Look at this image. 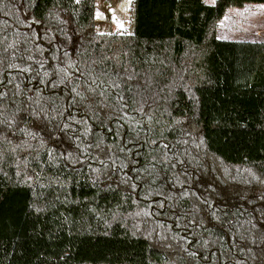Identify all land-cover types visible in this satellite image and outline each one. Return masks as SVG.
I'll return each mask as SVG.
<instances>
[{"label": "trees", "instance_id": "trees-1", "mask_svg": "<svg viewBox=\"0 0 264 264\" xmlns=\"http://www.w3.org/2000/svg\"><path fill=\"white\" fill-rule=\"evenodd\" d=\"M248 3L0 0V264H264V40L216 36Z\"/></svg>", "mask_w": 264, "mask_h": 264}, {"label": "rangeland", "instance_id": "rangeland-1", "mask_svg": "<svg viewBox=\"0 0 264 264\" xmlns=\"http://www.w3.org/2000/svg\"><path fill=\"white\" fill-rule=\"evenodd\" d=\"M132 1L94 0L95 32L133 31ZM217 30L220 39L264 40V5L228 9L219 21ZM253 30L257 37L252 35Z\"/></svg>", "mask_w": 264, "mask_h": 264}, {"label": "crops", "instance_id": "crops-1", "mask_svg": "<svg viewBox=\"0 0 264 264\" xmlns=\"http://www.w3.org/2000/svg\"><path fill=\"white\" fill-rule=\"evenodd\" d=\"M203 1H204L206 4H213L215 0H203ZM254 5L260 6V5H258V4H252V3H251V4H245L244 7H245V6H254ZM261 6H263V5H261ZM226 12H227V11H226ZM225 14H226V13H225ZM217 31H218V30H217ZM217 31H216V36L218 37V34H217L218 32H217ZM252 35H254V36H256V37L258 36V35L256 34V32H255V34H254V30L252 31ZM218 38H219V37H218ZM219 39H220V38H219ZM252 41H254V40H252Z\"/></svg>", "mask_w": 264, "mask_h": 264}, {"label": "water", "instance_id": "water-1", "mask_svg": "<svg viewBox=\"0 0 264 264\" xmlns=\"http://www.w3.org/2000/svg\"><path fill=\"white\" fill-rule=\"evenodd\" d=\"M38 23V22H37Z\"/></svg>", "mask_w": 264, "mask_h": 264}]
</instances>
